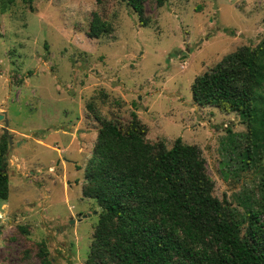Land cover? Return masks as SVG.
<instances>
[{"label": "rangeland", "instance_id": "rangeland-1", "mask_svg": "<svg viewBox=\"0 0 264 264\" xmlns=\"http://www.w3.org/2000/svg\"><path fill=\"white\" fill-rule=\"evenodd\" d=\"M145 6L146 25L125 0H16L0 12V141H11L0 264H40L43 244L54 264L86 263L102 212L83 193L101 127L96 112L124 125L136 112L163 148L177 138L198 145L214 194L245 214L260 179L256 168L240 169L233 149L249 125L237 112L198 105L192 84L227 54L259 43L264 0ZM94 12L111 33L88 35Z\"/></svg>", "mask_w": 264, "mask_h": 264}, {"label": "trees", "instance_id": "trees-1", "mask_svg": "<svg viewBox=\"0 0 264 264\" xmlns=\"http://www.w3.org/2000/svg\"><path fill=\"white\" fill-rule=\"evenodd\" d=\"M32 2L33 0H23ZM146 25V3L125 0ZM168 0H155L163 6ZM16 0H0V12ZM93 13L88 35L111 33ZM194 101L237 112L248 123L246 141L234 147L240 169L256 168L259 184L245 214L214 194L215 181L196 144L177 138L163 148L132 112L128 124L96 112L101 127L86 168L83 193L102 207L85 264H264V36L256 46L227 54L192 84ZM8 140L0 141V200L10 194ZM40 264H54L46 246Z\"/></svg>", "mask_w": 264, "mask_h": 264}, {"label": "water", "instance_id": "water-1", "mask_svg": "<svg viewBox=\"0 0 264 264\" xmlns=\"http://www.w3.org/2000/svg\"><path fill=\"white\" fill-rule=\"evenodd\" d=\"M0 119H3V115H1V114H0ZM9 142H11V141H9ZM84 217H86V216H84ZM79 218L81 219L83 217H79Z\"/></svg>", "mask_w": 264, "mask_h": 264}]
</instances>
